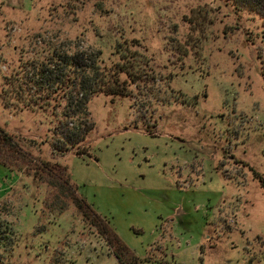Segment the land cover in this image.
Masks as SVG:
<instances>
[{
    "label": "rangeland",
    "instance_id": "obj_1",
    "mask_svg": "<svg viewBox=\"0 0 264 264\" xmlns=\"http://www.w3.org/2000/svg\"><path fill=\"white\" fill-rule=\"evenodd\" d=\"M231 12L219 0H0V264H123L114 237L139 264H264L262 21ZM50 47L144 74L132 97L92 99L94 130L76 147L62 100L54 116L1 95L26 63L35 94L32 61Z\"/></svg>",
    "mask_w": 264,
    "mask_h": 264
},
{
    "label": "trees",
    "instance_id": "obj_2",
    "mask_svg": "<svg viewBox=\"0 0 264 264\" xmlns=\"http://www.w3.org/2000/svg\"><path fill=\"white\" fill-rule=\"evenodd\" d=\"M219 1L225 7L231 9V14L236 15L238 19H242L245 12L260 18L262 21L261 37L264 39V0ZM46 52L48 55L45 58L41 56V59L35 56L32 61H35V63H32L31 66L35 67L34 69L38 73V75H32L33 83L36 84L34 86L36 89L35 94L30 95L23 91L24 74L26 70L30 69L31 64L26 63L21 65V71L17 73L18 77L15 76L13 79H8L7 77L5 79L6 83L1 95L5 99H9L6 100L7 102L15 100L17 107H21L22 110L50 111L54 116L56 115L55 107L57 104L60 107L61 104L59 103L62 100L61 103H65L63 119L65 124L67 123L66 126H71L72 128L70 129L75 133L71 136L72 138L69 142L72 147H76L77 143L82 142L83 138L94 130L93 126L91 128L89 126L84 127V123L89 114L88 105L95 96L132 97L133 91L129 90L128 83L137 85L144 76L140 64L136 61L128 60L124 64L118 62L114 67H105L103 70L101 64H99V59L103 56V52H98L95 55L77 53L70 56V54L57 52L56 49L51 47L44 53ZM129 55L130 50L127 49L125 43L120 42L116 45L114 56H120V59L127 60ZM88 62H91L92 65H89ZM57 72L58 77L54 79V75ZM122 74L127 76V81L123 82L121 80ZM17 87L21 88H18L15 92L14 88ZM74 87L79 88V90L76 92ZM74 92L76 93L74 94ZM52 102L55 105L52 106ZM66 126L64 127L66 128ZM75 136L78 137L75 138ZM0 140L11 141L3 129H0ZM259 178L264 184L263 179L260 176ZM35 179L38 180L36 177ZM65 184L67 188L70 187L71 191H75L68 180H66ZM69 189H66L67 192ZM74 199L76 200H74L73 205L82 213L83 218L90 220L94 227L100 228L103 225L101 220H98L95 216L93 220L90 219L93 216L92 208L81 198L74 196ZM114 240L118 242L120 253L123 255V258H121L123 264H139V260L130 256V252L125 245L119 242L118 238L114 237Z\"/></svg>",
    "mask_w": 264,
    "mask_h": 264
}]
</instances>
